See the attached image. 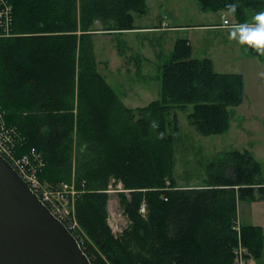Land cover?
I'll use <instances>...</instances> for the list:
<instances>
[{
  "label": "trees",
  "instance_id": "trees-1",
  "mask_svg": "<svg viewBox=\"0 0 264 264\" xmlns=\"http://www.w3.org/2000/svg\"><path fill=\"white\" fill-rule=\"evenodd\" d=\"M145 1L8 0L12 34L0 37L4 128L17 154L42 153L41 182H68L74 173L84 191L76 199L75 219L88 250L77 241L91 264L89 252L97 264H106L101 255L109 264H233L237 203L263 193L261 165L247 151H232L208 165L204 185L180 188L173 159L178 111H187L201 136L226 133L230 109L243 100V77L215 72L210 59L193 58L188 40L179 38L161 66L159 98L143 107L125 106L97 68L93 26L134 30L135 16L147 11ZM197 2L204 12L220 13L237 3L234 23L251 22L264 11V0ZM111 178L132 190L124 204L131 225L121 238L112 235L105 218ZM142 200L145 218L139 213ZM240 230L259 262L261 228Z\"/></svg>",
  "mask_w": 264,
  "mask_h": 264
},
{
  "label": "rangeland",
  "instance_id": "rangeland-1",
  "mask_svg": "<svg viewBox=\"0 0 264 264\" xmlns=\"http://www.w3.org/2000/svg\"><path fill=\"white\" fill-rule=\"evenodd\" d=\"M145 2L147 11L143 16H136V26L159 25L158 19L163 17L166 24L180 27L178 31L167 32V37L163 32H151L139 33L134 38L139 43L152 42L156 45L158 52H161L160 56L156 58V62L150 65L151 71L135 73V68L132 69L131 64H137L136 59H131V63L128 64L129 71L124 70L127 67V63L124 61L126 65L122 66L123 69L113 68L112 64L117 63L113 51L115 37L105 38L103 36H96L93 39L96 59L98 62H106L102 65L99 63L101 66L99 65L98 70L128 107L146 106L150 101L159 98V82L155 76L160 73V65L169 58V49L167 52L165 50L179 38L189 41L192 57L210 58L215 72L241 74L244 83L243 101L239 106L230 109V126L226 133L208 137L201 136L188 123L187 111L178 112L179 132L175 136L173 159L176 184L180 188L204 185L208 178V165L213 162L218 165L217 163L223 161L227 153L235 150L247 151L259 162L262 168L261 179L264 184V78L259 75L264 72V56L259 55V59L249 53L255 52L254 50L248 51L246 47L229 39L227 27H219L225 11L222 13L203 12L200 10L197 0H146ZM251 17L249 21H252ZM234 18V16L229 17V22L234 23ZM211 25V28H195V26ZM120 41L122 42L119 46L120 50H124V44L130 43V39H120ZM131 43H133V39H131ZM100 45H103L106 51H101ZM142 86L148 87L145 96H141L138 98L139 101L129 104L122 95L123 92H127L126 96L132 99L135 93L130 88L139 91ZM2 139L3 137L0 135V146L6 148ZM30 150L23 154H17L16 150H12L11 153L16 161L23 155L29 156L33 166L28 165L25 168V173L33 181L39 194L45 196L58 214L64 216L66 224L71 228L79 243L88 250L85 244L87 237L75 219L76 199L84 191L78 186L74 173L68 182H56L55 185L41 182L39 173L44 166L42 153L37 151L38 158L30 154ZM216 171L218 172V167H216ZM63 185L73 186L68 191H74V194L63 190ZM57 191H63L64 196L58 195ZM131 191L125 189L121 181L110 179L106 190L105 218L115 238H121L131 225L124 213V204L130 199ZM262 192H257L254 199L238 201L237 222L240 226L257 225L264 232V185ZM139 213L142 217H146L147 209L144 200H142ZM240 226L236 223L232 228L237 238V243L232 248V255L235 258L233 264H240L234 254L238 246L243 249L242 264H258V261L242 242L241 230H237V227L240 228ZM89 253L94 264H97L96 256L92 255V252ZM101 259L109 264L103 255H101Z\"/></svg>",
  "mask_w": 264,
  "mask_h": 264
},
{
  "label": "water",
  "instance_id": "water-1",
  "mask_svg": "<svg viewBox=\"0 0 264 264\" xmlns=\"http://www.w3.org/2000/svg\"><path fill=\"white\" fill-rule=\"evenodd\" d=\"M0 264H91L76 237L1 155Z\"/></svg>",
  "mask_w": 264,
  "mask_h": 264
},
{
  "label": "crops",
  "instance_id": "crops-1",
  "mask_svg": "<svg viewBox=\"0 0 264 264\" xmlns=\"http://www.w3.org/2000/svg\"><path fill=\"white\" fill-rule=\"evenodd\" d=\"M135 18H136V16H135ZM135 18H134V27H135V29L134 30H131V31L120 32V33L109 32V31H102L103 28H102L101 23L95 22L94 23V26H93V29L95 31L93 32V35H92V41H93V39L96 36H103L105 38H107V37H109V38L110 37H115V40H113V43H114V50L113 51H114L115 56L117 58V59H115V60H117L116 61L117 63L116 64H112L113 68H116V67L117 68H122V66H124V64H125L124 62H126L127 63V67L124 68V70L125 71H129L128 64L131 63V59H136L137 64H134V63L131 64L133 66L132 69L135 68V73L138 72V71H142V72L148 73L149 71H151L150 65H152V64H154L156 62V58L160 56L161 52L160 51L158 52L156 45H154L152 42H141V43H139V42H137V40L135 41L134 38L139 33H151V32H163L164 33V36L167 37V34H168L167 32L178 31L180 29V27H178V26L175 27V26H171L169 24H166L165 19L163 17H159V19H158L159 25L157 24V25H153V26H149V27H147V26L138 27L135 24ZM223 20H224V18L222 19V22L219 25V27H221V28H224L225 27V25L223 24ZM207 27L211 28L212 25L211 26H195V28H207ZM120 39H130V43L128 45L127 44L126 45L125 44L123 45L125 47L124 50H120V48H119V46L122 44V42L120 41ZM131 39H133V43H131ZM171 43H172V40H171ZM173 44H174V42H173ZM173 44H172L171 47H168L167 50H165V52H167L168 49H169V57H170V53H171ZM99 48L101 49V51H103V50L106 51V48L103 45H100ZM133 48H135V49H133ZM162 48H163V46H162ZM246 49L248 51H251V50H249V48H246ZM93 50H95V44H94V42H93ZM249 53L252 54L255 57H258L260 59L259 55L254 54L256 52H252L251 51ZM94 55H95V52H94ZM133 57H135V58H133ZM203 58H207V57H202V58H197V59H203ZM95 59H96V57H95ZM118 59H120L121 61H119ZM208 59H210V58H208ZM96 62H97V68L99 67L100 64L101 65L102 64H106V62H104V61H102V62L99 61L98 62L97 59H96ZM211 62H212V60H211ZM158 64H161V63H158ZM162 64L160 65V69H161ZM212 66H213V63H212ZM158 76L159 75H156L155 76V79L157 81H158ZM130 89H132L133 92L135 93L133 95V98L132 99L126 96L127 92H123L124 94H122V95L124 96V98L126 99V101L129 104H132V103H135L136 101H139L138 98H140L141 96H145V92L148 90V87L147 86H142V87H140L139 91L138 90H134V88H130ZM159 89H160V85H159ZM139 94H141V95H139ZM157 99H155V100H157ZM152 101H154V100H152ZM152 101H150V102H152ZM138 107H143V106H137L136 105L134 107H129V108H138ZM178 112H180V111H178ZM181 112H183V111H181ZM235 151H237V150H235ZM246 199H251V198H246ZM237 224H238V226H240L238 222H237ZM249 226H257V225H249ZM241 227L242 226H240V228ZM263 236H264V232H263ZM258 264H264V248H263V257L258 262Z\"/></svg>",
  "mask_w": 264,
  "mask_h": 264
},
{
  "label": "built area",
  "instance_id": "built-area-1",
  "mask_svg": "<svg viewBox=\"0 0 264 264\" xmlns=\"http://www.w3.org/2000/svg\"><path fill=\"white\" fill-rule=\"evenodd\" d=\"M223 24L225 25L224 20H223ZM11 34H12V7H11L10 3L8 2V0H0V37H9ZM9 133H11V132H9ZM8 134H7V130L4 128L2 114L0 112V135H1V137H3L2 143H4V145L6 147V148H3L0 146V155L11 164V166L15 169V171L19 174V176L27 183V185L29 186L31 191L34 194H36V196L42 202V204H44L49 209V211L59 221H61L67 227V229L73 234L71 228L68 226V224H66V220H65L64 216L61 214H58L57 210L55 209L54 206H52L50 204L48 199L45 196L43 197L42 195L39 194V192H38L37 188L35 187L33 181L25 173V168L28 165L33 166V163L30 162L29 156L23 155V157L18 158L17 161L13 159V155L11 153L13 150V145L11 143V136H9ZM29 153L32 154L33 156L38 157V154L34 149H31ZM63 188H64L63 190H66L67 192L74 194V191H68V190H71L73 188V186L63 185ZM57 193H58V195L60 194L62 197L64 196L63 191H57ZM237 230L240 231V228L237 227ZM234 254H235L236 258L239 259L240 264H242L243 263V257H244L242 247L238 246V248L236 249ZM237 264H239V263H237Z\"/></svg>",
  "mask_w": 264,
  "mask_h": 264
},
{
  "label": "clouds",
  "instance_id": "clouds-1",
  "mask_svg": "<svg viewBox=\"0 0 264 264\" xmlns=\"http://www.w3.org/2000/svg\"><path fill=\"white\" fill-rule=\"evenodd\" d=\"M238 7L237 3L226 5L224 23L229 32V39L254 50L260 56H264V11L257 12L251 22L230 23L229 17L234 16ZM259 75L264 78V72ZM150 126L155 129L158 127V123L153 120ZM158 138L163 139L164 133H159Z\"/></svg>",
  "mask_w": 264,
  "mask_h": 264
}]
</instances>
